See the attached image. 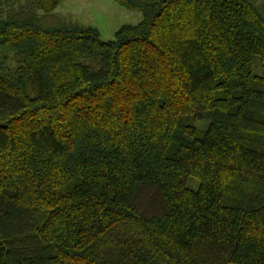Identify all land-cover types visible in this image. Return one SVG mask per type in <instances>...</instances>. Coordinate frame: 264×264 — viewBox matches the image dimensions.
<instances>
[{"label":"trees","instance_id":"trees-1","mask_svg":"<svg viewBox=\"0 0 264 264\" xmlns=\"http://www.w3.org/2000/svg\"><path fill=\"white\" fill-rule=\"evenodd\" d=\"M0 0V264H264V15Z\"/></svg>","mask_w":264,"mask_h":264},{"label":"rangeland","instance_id":"rangeland-1","mask_svg":"<svg viewBox=\"0 0 264 264\" xmlns=\"http://www.w3.org/2000/svg\"><path fill=\"white\" fill-rule=\"evenodd\" d=\"M264 15V0H254ZM55 12L64 21L98 29L103 40H114L116 30L125 24H137L142 12L129 9L118 0H61Z\"/></svg>","mask_w":264,"mask_h":264}]
</instances>
